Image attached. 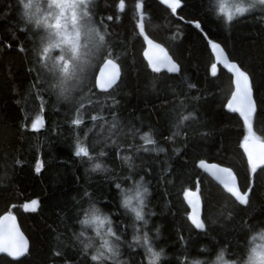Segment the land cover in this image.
Here are the masks:
<instances>
[{
    "label": "trees",
    "instance_id": "16d2710c",
    "mask_svg": "<svg viewBox=\"0 0 264 264\" xmlns=\"http://www.w3.org/2000/svg\"><path fill=\"white\" fill-rule=\"evenodd\" d=\"M180 1L173 16L155 0H140L146 34L178 62V74L169 75L153 73L142 58L143 39L134 33L137 0H124L122 10L116 7L120 0H92L94 20L119 55L123 71L110 95H93L90 104L87 89L77 93V101L84 98L89 118L72 126L75 109L70 112L68 102L58 99L46 83H37L47 76L33 60L34 45L39 48L37 32L25 23L18 0H0V216L11 212L28 239L21 258L0 255V264H98L90 259L100 247L98 237L91 236V226L79 223L81 209L89 203L100 216L108 217L105 232L111 227L120 235V258L127 264H148L142 243L133 241V235L147 234L153 251L163 250L158 264H209L220 249L225 250L226 259H235L245 252L248 238L264 230V172L258 170L252 187H244L247 162L239 148L242 122L223 106L229 75L220 66L217 77L206 70L214 59L203 38L207 34L219 43L247 71L255 102L264 111V16L252 12L225 22L218 11L219 0ZM193 19L200 21L202 30L188 22ZM20 47L25 51H19ZM185 78L195 85L186 98ZM179 100L184 102V115L191 112L195 120L185 121L179 134L169 140L173 110L180 114ZM41 105L43 124L32 130ZM113 112L124 127L110 133L106 121L112 120ZM91 115L103 119L92 122ZM129 128L140 132L133 137ZM253 131L264 140L260 116ZM143 132H150L155 145L144 144ZM77 137L86 147L94 139L99 141L90 151L92 160L74 155ZM112 140L119 142V149ZM37 159L39 172L35 171ZM199 159L233 169L241 177L240 186L249 192V204H234V198L198 167ZM96 163L101 168L94 170ZM134 181L147 188L141 208L146 225L121 204L123 189L136 206ZM185 188L200 195L204 230L194 229L187 219ZM32 199L38 207L32 211L29 203L25 210L22 205ZM81 231L84 237L79 236ZM84 243L91 246L84 249Z\"/></svg>",
    "mask_w": 264,
    "mask_h": 264
},
{
    "label": "snow or ice",
    "instance_id": "6c2138e0",
    "mask_svg": "<svg viewBox=\"0 0 264 264\" xmlns=\"http://www.w3.org/2000/svg\"><path fill=\"white\" fill-rule=\"evenodd\" d=\"M159 3L166 6V10L170 9L173 16L177 14V9L180 7V0H159ZM257 5L262 6V10H264V0H248L247 4L242 2L236 3L233 6L234 11H225L226 5L221 2L218 5V11L224 14L225 22H227L232 20L234 16L246 12L248 9L255 8ZM33 6L35 11H30ZM92 7V0H47V7L45 9L40 7V0H30L29 4L24 5V17L29 20H35L37 25L42 24L47 32L46 42L42 43L39 48L34 45L32 49L34 62L47 74L43 80L38 79L37 83H46L48 89L57 97H63L70 105V112L72 108L75 109V116L70 119L72 126H80L89 118V109L83 102L84 98L77 101V93H83L87 89L88 96L85 98L89 100L90 104L92 103L91 97L93 95H110L108 90L117 85V81L123 71L119 55L111 50V47L106 42L105 33L94 22ZM116 7L121 10L124 9V0H120ZM141 8L140 0H137L135 12L139 19L135 23L134 33L137 38L143 39L144 45L157 49L160 53L159 55L150 56L147 48L145 49L143 54L147 60V68L151 69L153 73H159L161 68H166L169 73L178 72V62L164 48H161L159 44L154 43V40L146 34L145 25L142 22ZM108 19L111 20L113 17L110 16ZM116 19H119V17L117 16ZM188 22L197 30H202V24L198 19ZM26 30V27L21 29V31ZM203 38L207 42V47L211 49L214 58V62L206 70L210 72L211 76L217 77L218 68L222 65L227 70V73L230 74L229 94L226 95V103L223 106L230 112L238 114L239 121L242 122L244 134L240 139L239 148L242 149V159H246L247 162V170L242 179L244 187L251 188L258 170L264 172V140L257 137L253 131L256 116H260L264 120V111H261L255 102L254 88L247 71L242 68L239 62L231 59L219 43L214 42L207 34ZM19 51L23 52L25 49L20 47ZM49 63L52 64L50 69L48 68ZM34 70L35 68L30 69V72ZM37 75L39 76L40 73L38 72ZM52 81L55 82L53 83ZM182 83L187 84V90L185 91L186 98L187 92L194 89L195 85L187 82L186 78L182 80ZM37 99H41L39 95ZM177 107L180 110V114L177 116L175 109L173 110V118L170 121L172 135L166 137L169 140L179 134V130L185 124V121L189 120V118L195 120L191 112L184 115L183 100L178 101ZM91 110H95L94 105ZM43 111L44 107L41 105L39 113L32 119V130H36L43 124V117L41 115ZM100 119H103V117L98 115L90 116L92 122H97ZM106 123L108 124L110 133L124 127L115 112L112 113V120L110 122L106 121ZM139 132V129L129 128V134L133 137ZM85 135L87 136V130ZM105 139L106 141L108 140L107 137ZM140 139L146 145H155L156 143L152 139L150 132L140 134ZM98 143L99 141L94 139L91 146L86 147L81 142V139L77 137L74 141V155L92 160L93 156L90 155V151L94 152ZM111 143L115 144L119 149L120 144L118 141L112 140ZM152 150L164 152V148L162 147H153ZM176 151L179 150L177 149ZM100 155H104V152L101 151ZM124 159L127 160L128 157H124ZM198 167L209 172L223 186L226 193L230 195V198H234V204H249V192L240 186L241 177L235 174L233 169L222 167L217 163L207 164L204 159H199ZM40 168L41 163L37 159L35 171L39 172ZM92 168L94 170L100 169L101 165L96 163L92 165ZM134 184L136 187V206H132L133 198L128 196L123 189H120L122 196L121 204L134 213L136 221H141L146 225L147 221L143 219L140 207L143 204L142 194L147 193V188H144L140 181H134ZM117 188H119V185H117ZM189 194V190L185 188V198ZM87 195L88 193L85 192V196ZM191 195L194 199L187 200V203L193 211L188 213L187 219L196 229L204 230L206 228V221L202 217L198 218V213L196 212L199 197L196 196L195 192L191 193ZM29 203L33 206L30 210L35 211L38 207V201L32 199L30 202L22 205V207L25 210H29ZM81 211L83 212V216L79 220V223L83 226H91L92 231L97 236H100L103 241L100 247L91 255V261L103 264L109 258H114L116 254L112 251V247L114 246L113 241L116 244L121 242L120 235L116 234L111 227H108L106 233H101V226L105 225L107 217L101 218L99 210L94 204L89 203ZM108 223L110 224V222ZM84 235V231L79 233L80 237H84ZM257 236L261 241H264V231H260ZM257 236H250L245 252L237 255L235 259H228V261L231 264H241L242 261L244 264H264V242L257 243ZM105 237H111L112 240ZM132 240L138 244L142 243L146 251L148 264H156L159 253L153 251L147 234L143 237L133 235ZM90 246L89 243L83 244L84 249H88ZM26 248L27 241L18 230L15 224V217L11 212L0 216V252H6L9 256L18 257L26 251ZM246 254L247 260L245 261ZM224 255L225 253H221V256H218L217 259H221ZM182 264H185V262L182 261ZM191 264H200V262L192 261Z\"/></svg>",
    "mask_w": 264,
    "mask_h": 264
},
{
    "label": "water",
    "instance_id": "95a60500",
    "mask_svg": "<svg viewBox=\"0 0 264 264\" xmlns=\"http://www.w3.org/2000/svg\"><path fill=\"white\" fill-rule=\"evenodd\" d=\"M157 3H159V0H155ZM160 4V3H159ZM161 5V4H160ZM161 6H163L164 8H166V6H164V5H161ZM180 7H181V1H180ZM179 7V8H180ZM179 8L177 9V10H179ZM170 10V9H169ZM150 38V37H149ZM152 39V38H151ZM154 40V39H153ZM154 43H157V44H159L160 45V47L161 48H164L165 49V51L168 53V51L166 50V48L161 44V43H159L158 41H155L154 40ZM143 51H142V58H143V60H144V62L146 63V65H147V60H146V58L144 57V51H145V49L147 48V50H148V52H149V55L150 56H155V55H159L160 53L158 52V50L157 49H153V48H150V47H148L147 45H144L143 44ZM212 53V52H211ZM169 54V53H168ZM170 55V54H169ZM171 56V55H170ZM213 56V55H212ZM214 59V58H213ZM226 73H227V70L226 69H224L223 68V66L221 65L220 66ZM178 68H179V65H178ZM151 70V69H150ZM161 72H163V73H167V74H169V75H176V74H178V72H176V73H169V72H167V70H166V68H161V71L159 72V73H161ZM229 76H230V74L229 73H227ZM119 80H120V78L118 79V81H117V83L119 82ZM251 82V81H250ZM115 86V85H114ZM113 86V87H114ZM110 90H112V89H109L108 91H110ZM98 91V90H97ZM229 113H232V112H230L228 109H226ZM232 114H235V113H232ZM237 116H238V114H236ZM239 118V117H238ZM207 164H213V163H215V162H206ZM218 164V163H217ZM197 165H198V163H197ZM220 166H222V167H227V166H224V165H221V164H219ZM200 168V167H199ZM200 169H202V168H200ZM204 170V169H203ZM205 171V170H204ZM205 173L209 176V178L211 179V180H213L225 193H226V191H225V189L223 188V186L222 185H220L219 184V182L209 173V172H207V171H205ZM193 192H195L196 193V196L197 197H199V202H198V204H197V208H196V212L198 213V218H200L201 217V209H202V205H201V199H200V195H199V193L197 192V191H195V190H189V196L187 197V198H185V196H184V200H185V203H186V205L188 206V208H189V212H192L193 211V209L191 208V207H189V205H188V203H187V200H191V199H194V197L191 195V193H193ZM226 194H228V193H226ZM229 195V194H228ZM230 196V195H229ZM13 215V214H12ZM14 216V215H13ZM15 217V216H14ZM190 222V221H189ZM15 224H16V226H17V228H18V230L21 232V234L24 236V238H25V240L27 241V248H28V239H27V237L25 236V234L22 232V230L20 229V227H19V225H18V222H17V220H16V218H15ZM190 224L192 225V223L190 222ZM192 227L194 228V229H196L193 225H192ZM27 248H26V250H27ZM25 252H23L20 256H18V257H12V256H9L6 252H0V255H4V256H6V257H8L9 259H11V260H17V259H19V258H21L22 256H23V254H24Z\"/></svg>",
    "mask_w": 264,
    "mask_h": 264
},
{
    "label": "rangeland",
    "instance_id": "374dc122",
    "mask_svg": "<svg viewBox=\"0 0 264 264\" xmlns=\"http://www.w3.org/2000/svg\"><path fill=\"white\" fill-rule=\"evenodd\" d=\"M221 2H223V3L226 5L225 11H234V7H233V6H234L236 3H240V2H242V3H244V4H247L248 0H219V1H218V5H219V3H221ZM40 7H41L42 9H45V8L47 7V0H40ZM261 10H262V6L257 5L255 8L248 9L246 12L234 16L233 19H235V18H237V17H240V16H243V15H246V14H249V13H252V12H259V13H262L263 16H264V12H260ZM30 11H35V8H31ZM92 11H94V10L92 9ZM93 13H94V12H93ZM219 13L222 14V15L224 16L223 13H221V12H219ZM233 19H232V20H233ZM94 22L96 23L95 20H94ZM30 24H31V23H30ZM96 24H97V23H96ZM97 25H98V24H97ZM31 26H32V28H33V25H32V24H31ZM98 27H99V26H98ZM33 29H34V28H33ZM100 30H101V29H100ZM35 31L37 32V35H38V44H39V47H40V45H41L42 43H45L46 40H47V32L45 31L44 27H40V26L36 27V28H35ZM51 67H52V64L49 63V64H48V68L50 69ZM54 82H55V81H54ZM143 199H144V198H143ZM143 202H144V201H143ZM135 204H136V201H135V197H134L133 205H135ZM142 205H143V204H142ZM141 208H142V206L140 207V211H141ZM141 213H142V212H141ZM103 217H104V216H101V218H103ZM107 221H108V220H107ZM103 227H107V224L105 223V225L101 226L100 231H101L102 234H103V233H106V232H105V229H104ZM113 231H114V230H113ZM257 234H258V233H257ZM257 234H256L255 236H257ZM91 236L94 237V238H97V237H98L97 244L100 243L99 245H101V243H102L103 241H102V238H101L100 236H97L96 233L94 234V232L91 233ZM105 238L109 239V237H105ZM98 241H99V242H98ZM256 242H257V243H262V242H264V241H261V240L258 238V236H257V240H256ZM214 261H215V260H214ZM214 261L211 262V263H209V264H214ZM158 262H159V260L157 261V264H158ZM190 264H191V263H190ZM200 264H202V263H200Z\"/></svg>",
    "mask_w": 264,
    "mask_h": 264
},
{
    "label": "clouds",
    "instance_id": "9594fccd",
    "mask_svg": "<svg viewBox=\"0 0 264 264\" xmlns=\"http://www.w3.org/2000/svg\"><path fill=\"white\" fill-rule=\"evenodd\" d=\"M18 2L21 5V16L24 18L25 23H31L33 25V28L34 29L36 27H38V26L43 27L42 24L41 25H37L36 22H35V20H29L26 17H24V11H25L24 5L29 4L30 3V0H18ZM32 8H34V6ZM93 27H95V25H93ZM57 98H59L60 100H64L63 97H57ZM107 219H108V217H107ZM262 231H264V230H262ZM113 245L114 246L112 247V251L116 255H115L114 258H109L107 261H109L110 264H127V262L125 260H122L120 258V247H119V245L116 244L115 242H113ZM155 252L159 253V257L156 260V264H157V261L163 255V250L155 251ZM221 253H225V250L224 249L218 250L216 259L214 261V264H231V262H229L228 259H226L225 255L221 259H219V260L217 259L218 256H221ZM244 259H245V261L247 260V254L245 255V258ZM241 264H244V262L242 261Z\"/></svg>",
    "mask_w": 264,
    "mask_h": 264
}]
</instances>
